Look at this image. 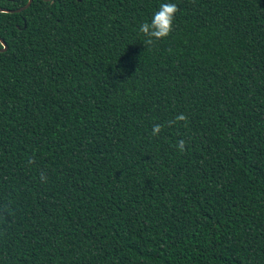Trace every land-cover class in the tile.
I'll use <instances>...</instances> for the list:
<instances>
[{
	"label": "trees",
	"instance_id": "obj_1",
	"mask_svg": "<svg viewBox=\"0 0 264 264\" xmlns=\"http://www.w3.org/2000/svg\"><path fill=\"white\" fill-rule=\"evenodd\" d=\"M0 38V264H264V0H31Z\"/></svg>",
	"mask_w": 264,
	"mask_h": 264
},
{
	"label": "clouds",
	"instance_id": "obj_2",
	"mask_svg": "<svg viewBox=\"0 0 264 264\" xmlns=\"http://www.w3.org/2000/svg\"><path fill=\"white\" fill-rule=\"evenodd\" d=\"M177 11L178 6L175 3H161L158 11L153 14L151 21L142 22L139 26V32L145 38L144 44L153 45L155 41L168 37L173 31V22ZM177 121H187V116L181 113L173 121H169L168 124L171 125ZM162 127L160 124H155L152 128V135H158ZM185 143L183 140L178 141L177 148L180 152L185 150Z\"/></svg>",
	"mask_w": 264,
	"mask_h": 264
},
{
	"label": "water",
	"instance_id": "obj_3",
	"mask_svg": "<svg viewBox=\"0 0 264 264\" xmlns=\"http://www.w3.org/2000/svg\"><path fill=\"white\" fill-rule=\"evenodd\" d=\"M30 1L31 0H26L24 5L20 6L19 8L12 9V10L0 8V12L20 11V10L26 8L29 5ZM5 48H6V45H5L4 41L0 38V51L5 50Z\"/></svg>",
	"mask_w": 264,
	"mask_h": 264
}]
</instances>
